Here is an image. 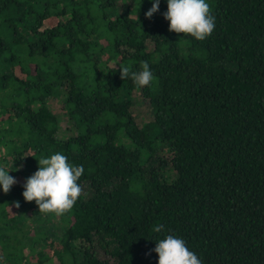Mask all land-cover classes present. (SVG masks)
<instances>
[{
    "label": "trees",
    "instance_id": "obj_1",
    "mask_svg": "<svg viewBox=\"0 0 264 264\" xmlns=\"http://www.w3.org/2000/svg\"><path fill=\"white\" fill-rule=\"evenodd\" d=\"M207 2L215 28L200 41L169 31L167 0L151 19L152 0H0L9 264H158L168 234L202 264H264V0ZM144 61L150 85L120 78ZM56 152L85 169L62 215L22 195ZM35 212L52 226L38 232Z\"/></svg>",
    "mask_w": 264,
    "mask_h": 264
},
{
    "label": "clouds",
    "instance_id": "obj_2",
    "mask_svg": "<svg viewBox=\"0 0 264 264\" xmlns=\"http://www.w3.org/2000/svg\"><path fill=\"white\" fill-rule=\"evenodd\" d=\"M160 0H152V6L145 13L149 19L159 11ZM169 21V31L190 35L196 40H204L215 28V17L207 0H167V11L163 13ZM141 71H132L131 66L120 65V78H131L140 87L150 85L154 76L148 62L141 64ZM38 169L26 179L22 193L26 202L35 201L41 213L62 215L70 212L83 193L78 183L85 169L74 165L66 155L56 152L50 157H41ZM9 169L0 167V186L8 193L17 183L9 175ZM20 207L18 201L15 202ZM163 226L156 225L154 232H161ZM158 254V264H202L197 254L191 251L185 240L172 234L157 241L152 250Z\"/></svg>",
    "mask_w": 264,
    "mask_h": 264
},
{
    "label": "rangeland",
    "instance_id": "obj_3",
    "mask_svg": "<svg viewBox=\"0 0 264 264\" xmlns=\"http://www.w3.org/2000/svg\"><path fill=\"white\" fill-rule=\"evenodd\" d=\"M149 112L150 111H149L148 104H146L145 102L144 103L141 102V100L139 99L138 102H137V104H136V107H135V114L137 115V120H138V122L140 124H142L143 121H145V120L148 119L149 114H151ZM11 171H12V173H14V175H16L17 166L13 165ZM12 196H13L14 204H15V202L17 201V197L14 196V195H12ZM1 199H3L4 202H7V200L5 198H1ZM15 199H16V201H15ZM8 204H10V203H8ZM8 204L5 205V206H7V209H9L11 207L10 205L8 207ZM10 209H12V208H10ZM44 218H45V216L43 217L41 213H36V212L34 214H32V216L30 217L31 222L36 226L35 229L38 232L44 230V228H46V227L49 229L50 226H52V225L48 224L47 219L49 217H46L45 219ZM2 225H3V219L0 218V248H2V246H3V241L1 239V236L3 235V230L4 229H3V226ZM55 228H57V227H55ZM52 231L54 232L56 230L52 229ZM15 242H16V239H15ZM15 263H16V259H15ZM26 263L27 264L28 263L29 264L30 263L36 264L35 262L27 261V260H26ZM0 264H9V261L7 262L6 252H4V253L2 252L1 253V256H0Z\"/></svg>",
    "mask_w": 264,
    "mask_h": 264
}]
</instances>
